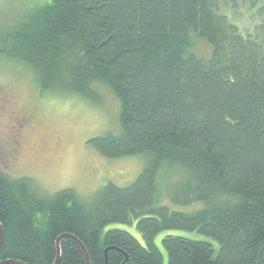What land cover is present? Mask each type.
<instances>
[{"label":"trees","instance_id":"obj_1","mask_svg":"<svg viewBox=\"0 0 264 264\" xmlns=\"http://www.w3.org/2000/svg\"><path fill=\"white\" fill-rule=\"evenodd\" d=\"M27 2L0 24L1 63L28 68L42 93L101 104L106 88L120 132L89 142L143 167L89 198L0 167V263L55 264L68 234L90 264H163L156 237L183 230L217 246L166 235L167 264H264V0ZM135 221L144 244L105 232ZM60 245L59 264H88L74 239Z\"/></svg>","mask_w":264,"mask_h":264},{"label":"rangeland","instance_id":"obj_2","mask_svg":"<svg viewBox=\"0 0 264 264\" xmlns=\"http://www.w3.org/2000/svg\"><path fill=\"white\" fill-rule=\"evenodd\" d=\"M28 0H0V24H8L12 15ZM101 104H92L77 95L55 96L42 93L32 71L22 65L0 61V167L11 177H28L47 193L73 189L89 198L108 182L130 185L143 167L136 157L107 158L90 140L98 136L117 135L119 104L106 88ZM165 193L166 180L161 177ZM162 204L176 211H193L201 203L180 206L167 197ZM112 229L126 230L144 244L143 236L132 225L110 224ZM166 235L212 241L198 232L170 230L159 233L156 245L168 263L163 246Z\"/></svg>","mask_w":264,"mask_h":264},{"label":"water","instance_id":"obj_3","mask_svg":"<svg viewBox=\"0 0 264 264\" xmlns=\"http://www.w3.org/2000/svg\"><path fill=\"white\" fill-rule=\"evenodd\" d=\"M66 237H70L72 239H74L76 241V243L81 247V249L83 250L85 256H86V259H87V262L88 264H90V260H89V257H88V254H87V251H86V248L84 247L83 243L81 241H79L77 238L71 236V235H68V234H65V235H62L58 238L57 240V260L55 262V264H59V261H60V257H61V241L66 238ZM2 240H3V228H2V225L0 224V245L2 243ZM23 264V263H19V262H15L13 260H8V261H5V262H2L0 264Z\"/></svg>","mask_w":264,"mask_h":264}]
</instances>
